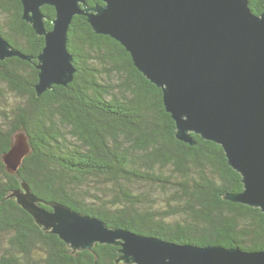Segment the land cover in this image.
Here are the masks:
<instances>
[{
    "label": "trees",
    "instance_id": "trees-1",
    "mask_svg": "<svg viewBox=\"0 0 264 264\" xmlns=\"http://www.w3.org/2000/svg\"><path fill=\"white\" fill-rule=\"evenodd\" d=\"M248 5L254 14L264 11V0ZM41 10L50 29L55 10ZM0 36L33 56L0 60V264H126L118 245L73 250L45 231L16 201L22 182L39 199L110 228L178 244L264 250V212L226 197L243 184L221 145L198 134H191L193 144L177 139L161 88L117 40L75 15L67 32L73 79L37 95L44 37L22 18L20 0H0ZM18 131L29 150L10 173L2 154Z\"/></svg>",
    "mask_w": 264,
    "mask_h": 264
},
{
    "label": "water",
    "instance_id": "water-1",
    "mask_svg": "<svg viewBox=\"0 0 264 264\" xmlns=\"http://www.w3.org/2000/svg\"><path fill=\"white\" fill-rule=\"evenodd\" d=\"M20 1L22 18L44 37L35 63L37 95L73 79L67 32L75 15L85 16L95 33L117 40L161 88L177 139L193 144L191 134H198L221 145L243 184L226 197L264 212V11L254 14L248 0H101L94 6L86 0ZM44 5L55 10L50 29ZM12 56L33 57L0 36V60ZM28 150L24 132H16L2 154L10 173ZM21 187L14 193L17 203L73 250L115 244L126 264H264V250L178 244L110 228L97 217L39 199L27 182Z\"/></svg>",
    "mask_w": 264,
    "mask_h": 264
}]
</instances>
